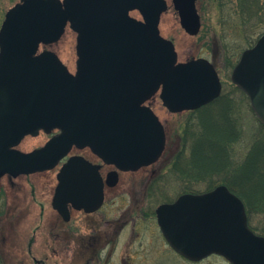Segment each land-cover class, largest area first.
Here are the masks:
<instances>
[{
  "label": "water",
  "instance_id": "95a60500",
  "mask_svg": "<svg viewBox=\"0 0 264 264\" xmlns=\"http://www.w3.org/2000/svg\"><path fill=\"white\" fill-rule=\"evenodd\" d=\"M171 1L181 28L196 36L197 0ZM166 11V0H20L7 11L0 28V179L51 170L73 147L89 148L119 171H138L160 158L165 129L144 103L159 91L163 106L180 113L221 93L208 60L178 62L159 31ZM67 26L76 34L75 74L53 53L35 56ZM236 63L230 80L264 126V34ZM40 131L58 132L40 148L16 150ZM56 179L51 206L64 221L69 204L86 213L102 205L98 166L82 156L69 157ZM117 182L111 172L107 185ZM155 213L170 246L190 261L216 254L230 264H264V237L250 230L243 202L226 186L183 194Z\"/></svg>",
  "mask_w": 264,
  "mask_h": 264
},
{
  "label": "rangeland",
  "instance_id": "374dc122",
  "mask_svg": "<svg viewBox=\"0 0 264 264\" xmlns=\"http://www.w3.org/2000/svg\"><path fill=\"white\" fill-rule=\"evenodd\" d=\"M20 0H0V26L5 13ZM168 10L162 14L159 30L162 37L172 41L175 46L178 61L204 58L210 61L217 72L222 84L221 95L232 103L234 116L238 119L241 134L239 140L232 146V162L239 163L248 154L256 136H264L258 119L250 108L248 98L239 91L230 80L231 71H227V57L237 62L243 50L254 45L255 41L264 33V0H259L261 6L257 16L251 21L244 32L229 22L223 23L218 8V0H197L196 5L201 18V29L198 35H187L179 24L177 13L166 0ZM233 2H231L232 7ZM231 12V11H230ZM131 17L140 19L138 12L130 13ZM76 34L66 28L61 39L51 46L60 60L71 73L75 72L76 62ZM251 45L250 47H248ZM156 95L147 104L153 109L155 116L163 124L166 133V145L160 158L150 166L136 172L119 173V180L115 187L116 197L109 200L107 188L105 190L106 204L100 212L108 220L124 216L126 220L136 222L137 236L155 237V229L150 223L156 221L155 209L162 203H171L181 194H202L217 181V176L204 175L197 177L196 170L185 172L186 165L182 163L190 152V140L184 131L194 117L190 112L177 114L169 113ZM195 116V115H194ZM49 135L42 134L38 139L28 138L20 144V149L29 151L43 145ZM264 148V141L260 142ZM82 155L94 160V156L87 150L72 149L70 155ZM181 155L182 160H178ZM181 162V163H180ZM176 164V165H175ZM59 165L55 168L29 176L12 178L10 184L6 177L0 180V264H69L67 253V229L69 224L64 222L52 208L51 201L57 185L56 175ZM111 167H108V170ZM179 170V172H178ZM191 171L190 173H187ZM183 175V176H182ZM140 190H145L142 193ZM209 191V190H208ZM141 195H144L141 197ZM135 201L134 203L131 201ZM132 212L130 208L133 206ZM98 214L84 218L81 214L73 213L75 234L88 233L89 221L99 219ZM132 217V219L130 218ZM144 219H143V218ZM87 220V224L83 221ZM148 221V224L140 221ZM255 223V222H254ZM157 230V229H156ZM259 235V234H258ZM57 236L59 237L57 239ZM145 240L147 243L149 240ZM76 242H78L76 240ZM31 244V245H30ZM56 252L60 254L57 256ZM54 255L56 257H54ZM229 264L221 256L212 255L198 262L183 261L173 252L160 257V264Z\"/></svg>",
  "mask_w": 264,
  "mask_h": 264
},
{
  "label": "trees",
  "instance_id": "16d2710c",
  "mask_svg": "<svg viewBox=\"0 0 264 264\" xmlns=\"http://www.w3.org/2000/svg\"><path fill=\"white\" fill-rule=\"evenodd\" d=\"M217 5L220 20L234 24L243 32L261 9L259 0H218ZM227 59V71H231L235 62L229 56ZM232 106L231 101L221 95L211 104L190 112L194 119L184 131L190 140V152L183 158L184 161L179 155L176 164L178 160H182L186 169L183 167L181 173L194 169L199 178L215 174L218 179L207 191L221 184L227 186L242 200L251 230L264 236V148L260 147L264 136L259 134L255 137L251 149L242 161L232 162L231 149L241 134ZM259 125L264 130L260 123ZM186 191L193 192L189 188Z\"/></svg>",
  "mask_w": 264,
  "mask_h": 264
},
{
  "label": "flooded vegetation",
  "instance_id": "af4514ba",
  "mask_svg": "<svg viewBox=\"0 0 264 264\" xmlns=\"http://www.w3.org/2000/svg\"><path fill=\"white\" fill-rule=\"evenodd\" d=\"M52 45L53 44L40 45L35 56L43 52H50L58 56L57 53L51 50ZM28 138L38 139V141L41 142L42 133L40 131L35 137L27 136L22 140V142ZM41 146L42 145L40 144V146L38 147ZM19 147L20 145H18L16 149L22 152H28L21 150ZM38 147H34L33 149ZM87 150L92 154L89 149ZM92 155L94 156V160L88 159L86 157L85 158L92 164H97L99 173L101 174L102 179L105 181L106 184L107 174L110 173V171H113L114 167L106 165L97 156H95L94 154ZM66 159L60 162L59 167L66 161ZM108 167L111 168L108 170ZM4 177L7 178L10 184L12 183L11 177ZM106 188L108 189V195H110L108 198L109 200H113V198L117 196V192L112 189L113 187L105 186L103 192V204L98 210L94 212L86 213L83 210H76L71 205H69V220L66 222L67 224H69L66 237V255L68 257L69 264H160V257L166 256L168 252H173L183 261L187 260L182 255L173 251L168 240L163 236L157 221H155L156 227L154 226V223H150L155 229L154 234H156V236L149 239L150 237L137 236L136 222L134 220H126V217L128 216L127 211L125 212V214H123L124 216H119V218H115L114 220L106 219V217L100 213L106 204ZM140 191L142 193H145V190ZM143 196L144 195H141V197ZM131 202L134 203L135 201L133 200ZM133 207L134 204L130 208V212L133 211ZM73 213L81 214L84 218L98 214L99 219L89 221L90 228H88V233H85L82 236H78L75 234L76 221L72 220ZM130 218L132 219V217ZM83 222L85 223V225L87 224V220ZM140 222L148 224V221L142 220ZM58 238L59 237L57 236V239ZM147 239H149L147 243H144V241ZM76 240L78 242H76ZM59 254V252H56L57 256ZM54 257L56 256L54 255ZM34 261L39 264V261L35 259ZM40 264H43V262H41Z\"/></svg>",
  "mask_w": 264,
  "mask_h": 264
}]
</instances>
